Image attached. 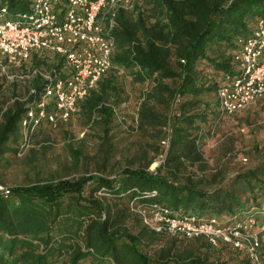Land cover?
Here are the masks:
<instances>
[{"label": "trees", "instance_id": "1", "mask_svg": "<svg viewBox=\"0 0 264 264\" xmlns=\"http://www.w3.org/2000/svg\"><path fill=\"white\" fill-rule=\"evenodd\" d=\"M31 1L0 0L3 20ZM128 1L114 14L111 67L68 119L83 135L63 132L66 162L51 153L50 131L68 121L32 133L23 126L49 85L43 74L66 76L64 58L34 52L12 69V82L0 72V185L18 158L28 168L22 183L0 192V264H255L243 249L156 231L138 210L264 221V142L252 145L250 166L237 159L231 178L221 164L204 173L202 150L228 117L242 113L247 123L250 112L264 114V94L231 116L220 115L216 99L238 72L240 42L264 20V0ZM130 88L135 110L121 127ZM162 141L164 159L150 170ZM258 255L264 264V248Z\"/></svg>", "mask_w": 264, "mask_h": 264}, {"label": "built area", "instance_id": "2", "mask_svg": "<svg viewBox=\"0 0 264 264\" xmlns=\"http://www.w3.org/2000/svg\"><path fill=\"white\" fill-rule=\"evenodd\" d=\"M121 5L127 6L129 1L32 0L30 8L13 20H3L7 12L1 10L0 72L7 79H13L12 69L26 63L34 52L56 53L67 66L64 78L50 72L43 74L49 85L26 113L23 126L27 131L32 133L40 126L68 121L77 102L109 70L115 45L114 14ZM105 10L109 15L107 24L101 17ZM234 61L237 74L228 76L216 92L218 112L222 116L245 110L264 94V20H259L252 33L240 42ZM25 143L28 146V139ZM161 144L164 150L155 166L163 161L167 149V141ZM0 192L8 193L7 187L0 185ZM152 208L150 218L144 210L138 212L154 230L188 239L203 236L214 246L222 243L243 249L255 264H261L258 253L264 248V221L259 217L235 215L231 221L222 222L214 216L205 219L170 216L167 209L158 205Z\"/></svg>", "mask_w": 264, "mask_h": 264}, {"label": "rangeland", "instance_id": "3", "mask_svg": "<svg viewBox=\"0 0 264 264\" xmlns=\"http://www.w3.org/2000/svg\"><path fill=\"white\" fill-rule=\"evenodd\" d=\"M103 19L102 22L104 23ZM8 81L12 82V79H8ZM136 93L137 91L135 88H130L128 90L130 102L119 113V117H122L121 127H127L133 117ZM254 109L257 111V106L252 108V110ZM243 116L244 114L239 113L237 114V119H231V117H228L224 124L215 131L214 136L205 141V145L202 147L205 157L204 173H209L212 168L221 164L223 167H226V172L228 174L227 177L231 178L236 172L238 166L236 161L238 158L246 157L245 159L248 161L245 162L247 167L252 164V161H254V158L257 155L254 152L252 145L264 142V114L250 112L247 123H245V117ZM241 124L242 126L238 128ZM65 131H68L71 136L77 138H81L83 135V130L80 126L73 124V122L69 123V121L62 124L61 127H54L53 130L50 131L52 135L51 144H53L51 153H53L54 156H57L61 162H66L67 155L63 142V132ZM127 133H129L128 130ZM127 133L125 135H127ZM155 168L156 166L154 164L153 167H150V170H154ZM27 171L28 168L24 164L23 158H18L16 163L5 176L6 187L22 183ZM99 194L101 195L102 193Z\"/></svg>", "mask_w": 264, "mask_h": 264}, {"label": "bare ground", "instance_id": "4", "mask_svg": "<svg viewBox=\"0 0 264 264\" xmlns=\"http://www.w3.org/2000/svg\"><path fill=\"white\" fill-rule=\"evenodd\" d=\"M154 166V164L152 165V167Z\"/></svg>", "mask_w": 264, "mask_h": 264}]
</instances>
